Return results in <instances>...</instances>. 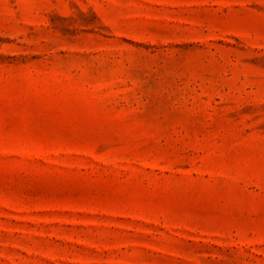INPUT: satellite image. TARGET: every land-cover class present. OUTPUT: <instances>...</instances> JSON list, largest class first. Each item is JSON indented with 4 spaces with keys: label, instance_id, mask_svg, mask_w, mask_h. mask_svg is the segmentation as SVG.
Returning <instances> with one entry per match:
<instances>
[{
    "label": "rangeland",
    "instance_id": "rangeland-1",
    "mask_svg": "<svg viewBox=\"0 0 264 264\" xmlns=\"http://www.w3.org/2000/svg\"><path fill=\"white\" fill-rule=\"evenodd\" d=\"M0 264H264V0H0Z\"/></svg>",
    "mask_w": 264,
    "mask_h": 264
}]
</instances>
